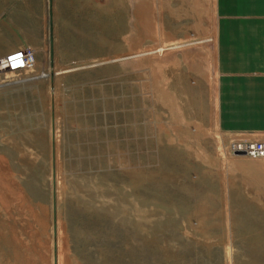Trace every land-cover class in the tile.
Listing matches in <instances>:
<instances>
[{
	"label": "rangeland",
	"instance_id": "1",
	"mask_svg": "<svg viewBox=\"0 0 264 264\" xmlns=\"http://www.w3.org/2000/svg\"><path fill=\"white\" fill-rule=\"evenodd\" d=\"M214 0H0V264H264V136L216 123ZM34 61V62H33Z\"/></svg>",
	"mask_w": 264,
	"mask_h": 264
},
{
	"label": "crops",
	"instance_id": "2",
	"mask_svg": "<svg viewBox=\"0 0 264 264\" xmlns=\"http://www.w3.org/2000/svg\"><path fill=\"white\" fill-rule=\"evenodd\" d=\"M214 5L217 126L264 136V0H214Z\"/></svg>",
	"mask_w": 264,
	"mask_h": 264
},
{
	"label": "built area",
	"instance_id": "3",
	"mask_svg": "<svg viewBox=\"0 0 264 264\" xmlns=\"http://www.w3.org/2000/svg\"><path fill=\"white\" fill-rule=\"evenodd\" d=\"M34 54L32 50H15L0 59V73L24 70L31 64ZM232 150L250 158H264V141H241L232 145Z\"/></svg>",
	"mask_w": 264,
	"mask_h": 264
},
{
	"label": "bare ground",
	"instance_id": "4",
	"mask_svg": "<svg viewBox=\"0 0 264 264\" xmlns=\"http://www.w3.org/2000/svg\"><path fill=\"white\" fill-rule=\"evenodd\" d=\"M17 50H18V49H17ZM14 51H15V50H14ZM11 52H13V51H11ZM9 53H10V52H9ZM9 53H8V54H9ZM6 55H7V54H6ZM3 57H4V56H3ZM3 57H2V58H3ZM0 59H1V58H0ZM33 62H34V61H33ZM16 72H17V71H16Z\"/></svg>",
	"mask_w": 264,
	"mask_h": 264
}]
</instances>
